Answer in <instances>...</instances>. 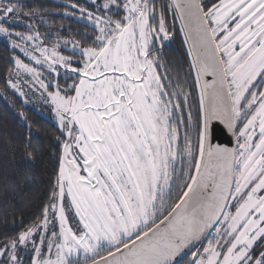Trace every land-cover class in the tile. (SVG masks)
<instances>
[{
    "label": "snow or ice",
    "instance_id": "obj_1",
    "mask_svg": "<svg viewBox=\"0 0 264 264\" xmlns=\"http://www.w3.org/2000/svg\"><path fill=\"white\" fill-rule=\"evenodd\" d=\"M0 40V97L57 128L0 264H264V0H0Z\"/></svg>",
    "mask_w": 264,
    "mask_h": 264
},
{
    "label": "trees",
    "instance_id": "obj_2",
    "mask_svg": "<svg viewBox=\"0 0 264 264\" xmlns=\"http://www.w3.org/2000/svg\"><path fill=\"white\" fill-rule=\"evenodd\" d=\"M28 4L46 5L51 9L57 8L63 0H24ZM56 22L60 23L59 17ZM67 25L77 27L75 20H66ZM5 42L0 40V50ZM180 48L177 41L168 49L170 53ZM15 99L16 106L11 105ZM18 110H23L28 122L32 124V141L34 144L43 145L46 155L39 162L33 163L27 160L23 153L16 150L13 153L11 145L20 144L27 136L28 128L25 121L17 115ZM57 134L56 125L42 117L34 110L21 105L18 98L9 96L8 100L0 97V217L4 214L16 213L17 219L20 213L27 222L33 213L38 210L40 200L47 189V180L52 169V161L48 155L53 144L51 139Z\"/></svg>",
    "mask_w": 264,
    "mask_h": 264
},
{
    "label": "rangeland",
    "instance_id": "obj_3",
    "mask_svg": "<svg viewBox=\"0 0 264 264\" xmlns=\"http://www.w3.org/2000/svg\"><path fill=\"white\" fill-rule=\"evenodd\" d=\"M23 106L34 110L39 115H41L44 118H47L48 120H50L51 122H53L56 125L55 120L53 119V117L51 116V114L48 112V110L45 107L37 104L35 102V99H33V103H30L28 105H23Z\"/></svg>",
    "mask_w": 264,
    "mask_h": 264
}]
</instances>
